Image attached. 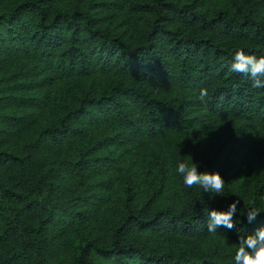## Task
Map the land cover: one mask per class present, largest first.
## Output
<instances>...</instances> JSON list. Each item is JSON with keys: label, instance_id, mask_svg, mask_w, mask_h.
<instances>
[{"label": "trees", "instance_id": "obj_1", "mask_svg": "<svg viewBox=\"0 0 264 264\" xmlns=\"http://www.w3.org/2000/svg\"><path fill=\"white\" fill-rule=\"evenodd\" d=\"M240 50L264 56V0H0V264H235L264 227V89L229 70Z\"/></svg>", "mask_w": 264, "mask_h": 264}, {"label": "clouds", "instance_id": "obj_2", "mask_svg": "<svg viewBox=\"0 0 264 264\" xmlns=\"http://www.w3.org/2000/svg\"><path fill=\"white\" fill-rule=\"evenodd\" d=\"M229 70L233 73H241L248 76L252 81V87L264 89V56L257 58L255 55L246 54L240 50L236 52L230 63ZM208 90L201 89L198 99L207 103ZM177 172L183 177L186 187L200 186L205 192L223 195L225 180L219 171H198L194 163L188 166L180 163ZM239 201H234L228 210L220 211L213 209L208 213V231L215 233L221 226L231 229L235 226L234 215L237 211ZM260 212L255 208L247 213L249 222L253 221ZM235 264H264V227L258 228L255 233L249 234L247 238H240L238 250L235 253Z\"/></svg>", "mask_w": 264, "mask_h": 264}]
</instances>
